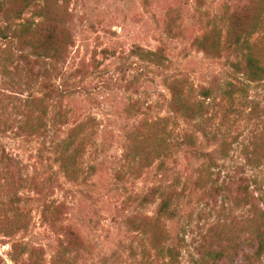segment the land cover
<instances>
[{
	"label": "rangeland",
	"instance_id": "1",
	"mask_svg": "<svg viewBox=\"0 0 264 264\" xmlns=\"http://www.w3.org/2000/svg\"><path fill=\"white\" fill-rule=\"evenodd\" d=\"M246 2L251 0H0V11L5 6L10 12H0V196L20 197L14 204L5 199L12 223L0 231V264H61V254L71 259L68 264H146L148 235L134 232L129 220L157 216L162 199L148 195L159 186L166 195L174 192L165 223L182 264L200 263L201 239L210 227L254 215L250 206L231 202L233 182L253 178L264 209V168L248 158L264 127V80L250 82L240 77L233 57L213 58L195 46L214 19L222 25ZM45 28L69 38L59 61L37 58L27 46ZM254 46L264 53V35ZM147 52L164 58L146 59ZM173 80L196 94L202 87L219 89L206 99L203 116L170 123L174 138L189 132L194 144L173 148L137 177L124 159L130 136L143 121L171 117ZM43 83L58 87L47 103L64 115L61 138L84 122L94 133L77 180L59 172L57 137L19 128L24 110L18 107L46 96ZM50 174L58 183L49 185L47 201L63 206L45 212L30 181L47 182ZM71 230L79 236V255L67 235ZM243 252L236 264H264V258L249 262L250 247Z\"/></svg>",
	"mask_w": 264,
	"mask_h": 264
},
{
	"label": "trees",
	"instance_id": "2",
	"mask_svg": "<svg viewBox=\"0 0 264 264\" xmlns=\"http://www.w3.org/2000/svg\"><path fill=\"white\" fill-rule=\"evenodd\" d=\"M0 12L10 14L9 10L2 7ZM214 24L210 30L195 41V46L204 54L213 58H231L236 60L235 69L244 79L250 82H261L264 80V53L259 52L254 46V39L258 35H264V0H251L246 2L243 8H238L230 17L223 18V24L219 25V19H214ZM17 34V32L15 33ZM43 34V36H42ZM40 36L39 40L35 41ZM16 36V35H15ZM33 38L27 42L31 46L37 58L59 61L64 53V48L68 44V36L59 39L55 30L44 29L43 32L35 31ZM35 38V39H34ZM44 38L46 41L44 42ZM42 39V40H40ZM146 59H153L160 62L164 57L161 52H147L143 55ZM53 68H55L53 66ZM54 71L48 74H52ZM47 73V72H45ZM240 79V78H238ZM44 84V83H43ZM236 84L230 86L236 88ZM47 94L43 98L34 96L24 101L18 108L21 115L20 130L27 132L35 137H57L56 148L58 151L57 163L59 172L63 173L70 180L74 181L82 174L84 175L83 163L88 147L92 144L94 133L90 132L88 122L81 123L71 128L67 137L61 138L58 132V125L64 122V115L53 109L47 101L52 93H56L51 83L44 84ZM171 94L169 100V114L171 117L157 121H143L137 127L130 140L124 154L125 161L134 169L137 177H141L146 169L152 167L158 160L170 156L173 148H178L185 144H194L192 133H184L182 140L174 138L175 131L170 129L172 119L178 121L184 119L187 122L194 121L206 113V99L219 89V86L202 87L199 94L181 80H173L168 84ZM231 92V90H230ZM249 163L251 166L264 168V127L252 139V149H250ZM47 182L39 183L36 180L30 181V186L40 195L43 201L45 212L52 209L53 203L48 202L49 185L58 183L57 178L50 174ZM251 179L247 176L239 178L230 186L231 202L235 205L246 208L251 207L253 212L250 218H245L238 224L232 222L226 224L219 221L210 227L203 234L201 239V261L199 264H236V261L244 253L243 247L248 246L252 249V255H248L249 262L260 263L264 258V209L259 206L263 199L256 195L252 190ZM53 192V191H51ZM159 195L162 204L155 218L147 215H136L129 220L132 230L139 235L147 236L144 242L146 246L143 250L147 257L146 264H182L181 251L177 246L169 243V232L165 220L171 215V205L174 199V192L165 194L161 186L151 190L148 199ZM5 199H9L11 204L20 201L19 194L11 193L7 197L0 196V231L3 226L12 223L8 213V206ZM61 205L60 207H62ZM56 206L54 208L60 209ZM3 208L7 209L3 211ZM54 214V211H52ZM49 221H51L50 217ZM15 219V218H14ZM13 219V220H14ZM53 220V219H52ZM6 236H12L6 233ZM71 238V245H76L75 251L81 254V243L75 231L67 232ZM67 252L71 253V246L66 247ZM67 254L58 256L61 264H68ZM40 258V255H37Z\"/></svg>",
	"mask_w": 264,
	"mask_h": 264
}]
</instances>
